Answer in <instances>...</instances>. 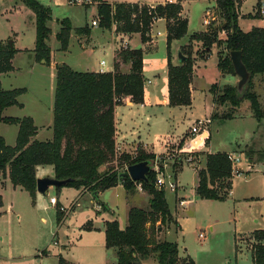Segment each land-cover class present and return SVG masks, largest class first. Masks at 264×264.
Masks as SVG:
<instances>
[{
    "label": "rangeland",
    "instance_id": "rangeland-1",
    "mask_svg": "<svg viewBox=\"0 0 264 264\" xmlns=\"http://www.w3.org/2000/svg\"><path fill=\"white\" fill-rule=\"evenodd\" d=\"M36 1L51 10V19L46 23V27L51 29L50 36L46 41V46L51 50V58L66 66L69 65L73 70L81 73L94 70L101 60H105L106 63L109 62L112 41L108 32L113 31L116 34V26L112 25L111 30L107 31L100 27H91V21L97 20L95 5L84 6V2L81 0L74 4H69L68 0ZM106 1L121 3L130 0ZM240 2L242 6L241 8L236 7L235 13L241 31L247 33L252 28H264V0H240ZM166 3L168 2L157 5L163 6ZM175 3L180 5L178 1ZM183 7L185 8L184 17L181 14L180 16L186 20L187 31L183 37L174 43L184 44L187 41L179 49L189 55L193 61V77L191 75L193 91L191 93L194 95H192L193 100H191L192 105H190L192 108L189 112L196 119L204 115L209 106L213 104L212 114H216V116L214 119L210 117L211 122H214L209 127L212 148L221 150L227 141L233 139V147L235 143L243 147L245 144H249L252 138V141L256 140L255 136L257 135L253 132L255 118L249 108V102L243 101L242 107H237L235 111L229 104L221 106L215 101L216 95H220L225 88H235L239 81L233 72H222L217 66L218 59H224L228 56L224 46L226 35L221 30L225 26L221 10L218 9L214 0H195L192 2L186 0ZM3 8L9 11L6 18L8 23L20 33V28L24 27L25 11H27L23 2L21 0H0L1 13ZM255 14L258 16L253 17ZM67 18L74 27H83L87 24L92 29L90 41L92 46L86 51L78 48L73 37L69 41V51H60L59 43L54 36V33L59 30V24L57 25L56 20L60 22ZM162 19L167 38L171 21ZM205 19L208 20L207 25L203 23ZM154 27L155 25L152 23L145 35V41H143L140 32L125 33L128 35L129 41L131 40L132 43L140 46V48L132 50L143 52L142 45L148 50V46L160 37L155 33ZM216 28L219 29L217 39L222 43L220 46L214 44L209 50L203 48L202 42L191 41L193 35L202 33L205 29V32H208ZM3 35L4 30L0 19V37ZM163 40L161 38L158 42L159 50L156 54L145 57L146 77L150 78L151 74L159 72L166 54L170 57L173 41L167 49V43H164ZM9 41L11 39L3 44L6 45ZM33 42L25 33L22 39L24 46L31 49ZM127 49H130L129 45ZM149 51L152 50L149 49ZM171 63L173 66L178 64L175 58ZM12 65L15 67L12 73L0 75V88L2 90L22 88L26 89V93L17 98L23 108L21 109L19 106L10 108L5 117L14 119L29 117L35 120L36 126L42 128L50 122L52 116L57 66L54 64V69H49L42 60L39 63L31 64L28 56L24 54L15 57ZM252 82V90L258 95L261 109L264 111V76L256 75ZM243 91L244 89L239 95ZM227 114L233 115L231 120L222 118ZM192 120L194 119H190V121ZM198 121L193 122L191 127L185 125L179 141L173 145L167 144L164 153L153 159L159 169L156 177L164 181L165 199L172 219L173 221L177 219V222H181L183 227L180 232L179 226L174 222H168L163 226L157 224L156 228L158 229L153 235L150 233L151 238L160 242L166 240L177 243L181 260L191 259L194 264H252L249 249L253 243L247 237L243 225L244 222L253 225L255 218H257L264 228V204L262 206L253 203L239 204L233 212L230 202L227 204L209 203L197 199L194 184L196 183L197 170L203 163L204 153L199 149H192L187 152L184 150V146H179V143L187 138L188 130L195 127ZM17 131V125L4 124L1 126L0 136L5 139L9 147L15 145ZM50 134L51 132L42 129L37 135L38 140L47 142L51 138ZM245 139L249 140L244 142ZM129 156L136 158L140 157V154ZM112 166L115 167L116 164ZM35 170L38 175L53 174L50 166H37ZM2 179L3 175H0V181ZM174 180H177L176 183ZM219 191L220 193L224 192L223 190ZM83 192V189L74 187L51 188L47 198L36 192L35 197L31 199L26 191L20 187L13 189L7 181L6 187L0 190V194L3 196V205L0 206V264H59L56 256L58 252L68 264L91 262L89 261L91 256L87 257V254L82 253V251L92 248L99 250L100 245L103 244V237L98 231L86 230L85 228L88 221L92 220L97 225L100 224V220L96 218L98 205L95 203V198L91 197V191L89 193ZM129 194L130 197L127 200L118 189H108L98 197L99 201L111 207L113 211V214H102V218L114 217L123 226L128 202L131 206L143 210L148 208L149 196L145 191L136 189L133 194ZM177 196H181L184 200H190L192 205L183 207L180 204L181 199L179 200ZM50 197H55L60 206L56 204L50 206ZM61 208L65 210L61 211ZM57 211L62 217L65 216L59 223L56 216ZM215 219L217 222L214 221ZM209 225L212 226V230L209 229ZM199 233L205 236L204 239H198ZM66 245L70 248L68 251H63L62 246ZM100 252H102L101 249ZM40 253H50V255L48 257L38 256Z\"/></svg>",
    "mask_w": 264,
    "mask_h": 264
},
{
    "label": "trees",
    "instance_id": "trees-1",
    "mask_svg": "<svg viewBox=\"0 0 264 264\" xmlns=\"http://www.w3.org/2000/svg\"><path fill=\"white\" fill-rule=\"evenodd\" d=\"M68 1L70 4L75 2ZM82 1L84 6L95 4L98 27L101 29L111 30V26L115 25L117 33L140 32L143 41L154 20L162 18L170 20L166 38L167 49L172 41L180 39L187 31L186 20L180 16L182 7L176 3L157 5L151 9L147 5L126 3L110 5L104 0ZM22 2L35 15L34 57L38 62L42 60L46 65H50L51 51L46 46V41L51 30L46 27V23L51 19V10L36 0ZM214 2L224 18L225 26L221 30L226 35L224 46L228 52L227 57L218 59L217 66L222 72L234 73L229 53L240 51L243 65L250 74V80L241 95L236 87H228L220 95H216L215 101L221 106L229 104L231 108H237L243 101H247L253 117L259 122L264 119V111L261 109L258 95L252 90V80L256 75L264 76V28H252L247 33L241 31L235 13V8L242 6L240 0ZM257 16L255 14L253 17ZM58 23L60 30L55 37L60 51L66 52L72 28L68 19ZM218 31L216 28L195 34L191 41L202 42L203 48L210 50L214 44L218 46L222 44L217 39ZM75 33L78 36H89L90 27L85 24L83 28L76 29ZM15 53L13 47L0 42V75L13 71L11 61ZM181 53L186 58L181 65L173 66L169 56L166 60L171 107L191 105L193 61L183 50ZM142 58L141 50L122 49L116 53L113 70L105 73H81L66 65H62V68L56 67L51 127L53 137L47 142L33 140L37 131L33 119L3 116V111L7 108L22 107L17 98L26 93V89L0 88V124L18 126L13 147H9L0 136V174L7 173L12 187H20L31 199L37 192L35 191L37 166H50L54 172L53 177L57 180H69L64 187L81 188L97 194L121 185L127 193L133 194L138 183L131 181L126 168L143 161L152 163L155 156L141 153L140 157L136 158L127 154L118 157L113 116L115 108L121 106L126 97H129L132 103L142 105L145 82ZM122 64L129 65L128 73L120 72ZM232 114L222 118L231 120ZM215 116L216 114L212 115L211 119ZM204 142L207 145L208 138ZM183 144L184 142L180 141L179 146L182 147ZM113 164L116 166L113 167ZM231 179L229 155L206 154L204 167L197 173L196 196L202 200L223 201L231 190ZM155 182L156 173L151 170L147 174V182L140 183L142 190L149 196L148 208L145 210L130 208L127 214L128 225L124 230L120 229L116 221L104 223L105 247L107 250L111 248L115 250L117 260L115 264H142L147 259H153L156 264H194L191 259H179L176 243L164 240L158 242L151 238L150 233L153 235L158 229L157 224L163 226L168 222H174L177 225L166 203L165 190L157 189ZM219 190L224 192L220 193ZM100 207L103 211H108L104 205L100 204ZM56 216L59 223L62 215L57 211ZM85 228L91 230L90 224L86 223ZM249 239L253 243L249 249L252 264H264V230L253 231ZM58 262L68 264L60 256Z\"/></svg>",
    "mask_w": 264,
    "mask_h": 264
},
{
    "label": "crops",
    "instance_id": "crops-1",
    "mask_svg": "<svg viewBox=\"0 0 264 264\" xmlns=\"http://www.w3.org/2000/svg\"><path fill=\"white\" fill-rule=\"evenodd\" d=\"M104 1L107 2L106 0H104ZM177 1L179 2L180 6L182 7L181 15L184 17V9L185 8L183 7V3L186 0H130V1H125V2H121V3H126V4H131V5L136 4L138 6L141 4L147 5V6H154L157 4H163L165 2H168L170 4H175V2H177ZM189 1L192 2L195 0H189ZM68 3H69V1H68ZM107 3L110 5L121 4V3H109V2H107ZM91 5H95V4H91ZM25 9H27V8L25 7ZM1 11H2V13L0 12V16H1L0 19H1V23H2V28L4 30V35L2 37H0V42L4 43V42H7L8 39H11V45H12L13 49L16 50V53L14 54V57L11 61V65H12V62L14 61L15 57H17L18 55H23V54L28 56L31 64L32 63L33 64L39 63L36 61V59L34 57L35 56L34 55V49H35L34 42H35L36 29H35V15H34L33 11H30L28 9H27V11L24 10L26 12V17L24 20V27L20 28V33H19V31H17V29L13 28L12 25H10V23H8L9 21L6 18H7V13L9 11L5 10L4 8ZM56 23H57V25L59 24L58 20H56ZM70 25H71V22H70ZM154 25H155V27H154L155 33L156 34L159 33L157 35H159L160 37H158V39L154 43H152V45L148 46V50L145 48V46H143V45L141 46V48L143 49V58H142L143 70H142V74H143V80H145L144 89H143V97H142L143 103H142V105H136V104L131 102L129 97H126L123 100V104L119 107H116L114 110V116H113L114 117V126H115L114 140H115V148L118 151L117 155H119V156L121 154L137 155V154H141V153L143 154L144 153V154H148V155H154L155 157L159 156L162 153H164V150L166 148L165 146L167 144L173 145L177 141H179V138L182 137V135H183V132H184L183 129H185V127H184L185 125H188V127L189 126L191 127L192 123L195 122L196 120H206L207 119V120H209V125L207 126V132L208 133L207 134L202 133V134L196 135L195 137H192L190 135V132H189L190 129H189L187 138H185L183 140L184 141V144H183L184 150H186L187 152H190L192 149H194V150L199 149L202 153H204L203 163L200 165V167H204L206 154L214 155L215 153H226L229 156H232V157L234 156L235 158L238 159V162L236 164V169H237L238 173L234 174V176L232 177V179L230 181L231 190L229 191L228 196L224 201H221V202L218 200H216V201L204 200V201H207L209 203L218 202V203H224V204H227V202H230L233 212L235 211V207L237 205L243 204V203H245V204H252V203L253 204H260L259 206H262V204H264V119H262L259 122L256 121V119H255L253 132L255 134H257L255 136L256 140L252 141V139H253L252 138L249 141V144H245L243 147H241L239 144L235 143V145H234L235 148H234L232 145L233 141H234V139H233V140L227 141V143L225 145H223L221 150L216 149V148L213 149L211 142H210L211 141V133L209 132V127L214 122V121L211 122V120H210V117L213 115L212 114L213 104L209 106V108L204 113V115H202L196 119H195V116L191 112H189L192 108L191 106H187V107L178 106V108H173L169 105L167 61H166L167 60V54L163 58L164 62L162 64L161 68L159 69V72L151 74L150 78L145 76V74H146V66H145V62H144L146 60L145 57L156 54L158 52V50H159V43L158 42L161 40V38H163L164 43H166L165 42L166 41V39H165L166 38V32H165V28L163 25V19H158L157 22L154 23ZM83 27H74L73 25H71L72 31L70 33L69 41L73 37L78 48L82 51H86L87 49H89L92 46L90 44V41L92 39V36H91L92 29L90 28L89 36H86V37L78 36L75 33V30L79 29V28H83ZM58 28L60 30V26ZM58 31L56 33H54V36H56ZM205 31H206V29H205ZM205 31H203V32H205ZM25 33H27L29 35L30 40L34 41L31 49H27L24 46V43H22V39H23V36ZM108 33L110 34V39L112 41L111 52H110L111 55H110V59L108 62L109 64L105 62L106 65L104 68H105L106 72H111L114 68L115 56H116V53L118 51H121L122 49H127L128 45L130 46V50L138 49V48H140V46L132 43L131 40L129 41V39L127 38L128 35H126L125 33H121V34L116 33L115 34V33H113V31L108 32ZM186 43H187V41H186ZM186 43H184V44H186ZM184 44H180V43L175 44L174 41L172 42V45L170 48V61L171 62H173V58H175L177 61V53L180 51L179 47L184 45ZM153 47H154V50H153ZM149 49H151L152 51H149ZM68 51H69V42H68V49L66 52H68ZM101 61H103V60H101ZM101 61L98 62L99 64L97 65V67L94 70H90L87 72L98 73L99 69H100V62ZM177 63H178V61H177ZM49 64L50 65H47L49 67V69H52V68L54 69V66H53L54 64H56L57 67L59 65H64L62 62L56 61L53 58H51V52H50V63ZM107 65H109V66H107ZM129 68H130L129 65H123L122 64V65H120V72L121 73H128ZM14 69H15V67L13 66V71H14ZM12 72H10V73H12ZM87 72H82V73H87ZM192 77H193V75H192ZM192 83H193V79H192V82L190 84L191 100H193L192 95H194V93L193 94L191 93L193 91L192 90V88H193ZM53 95H54V93H53ZM53 103H54V100H53ZM239 107H242V105H240ZM10 108H12V107H10ZM10 108H7L3 111L4 117H5L7 110ZM22 108H23V105H22L21 109ZM52 110H53V106H52ZM233 110L236 111L237 109L234 108ZM186 111H188V112H186ZM52 115H53V113H52ZM190 119H194V120L190 121ZM33 122H34V125L36 126L34 119H33ZM52 123H53V118L51 116L50 122L48 124H45L44 126H42V128L36 126L37 131H36V134H35L33 140H38L37 135L42 129L46 130L47 132H51ZM2 125H4V124H0V128ZM180 127H182V128H180ZM205 134L207 135V137L204 136ZM50 136H51V138L49 141L52 140V137H53L52 132H51ZM206 138H208L207 145H205V142H204ZM246 140H249V139H245L244 142H247ZM191 167L193 168V166H191ZM200 167H199V169H202ZM103 169H104V167H103ZM193 169H195V168H193ZM198 170H197V173H198ZM35 173H36V170H35ZM197 173H196V183L194 184L195 190L197 188ZM0 175H3V179H2V181H0V190H1V189L6 187L7 181L9 182L10 185H11V183H10V180H9L7 173H5V175L4 174H0ZM36 176H37V178H41L44 176L53 177L54 172L52 175L51 174L38 175L36 173ZM176 181L177 180H174L175 183H176ZM1 182H2V184H1ZM50 189H49V192H50ZM108 189H118L121 192V194L124 195L125 198H127V200L130 197V194L127 193L124 190V188H122L121 185H117L115 187L108 188ZM164 189H165V187H164ZM177 190H175V191H177ZM83 193H89V192L84 190ZM103 193L104 192H99L97 194L91 193L92 194L91 197L95 198V200H96L95 203L98 205L97 206L98 209L96 210V216H97L96 218H98L100 220V224L98 223L96 225V222H93L92 220L88 221V223H90V225H91V229L98 231L100 233V235H102L103 244L100 245L99 250H94L92 248L91 250L88 249V250L82 251V253L87 254V257L91 256L89 258V261H91V262H87L86 264H115L117 262L116 256H115V250L112 248L110 250H107L105 247V243H104V240H105V225H104V223L109 222V221H116V218L111 217V216L109 219H103L102 218V214H106V213L107 214H113L112 208L109 206H106L104 203H102L98 199V197H100ZM195 196H196V193H195ZM0 197H1L2 205H3L2 194H0ZM177 197L179 200L181 199L180 202H182L181 205H183V207H186L187 205H192L190 200L189 201L184 200L181 196H177ZM50 198H53V197H50ZM197 199H198V197H197ZM100 204L104 205L108 211L107 212L103 211L102 207H100ZM56 205L60 206L58 204L57 200H56ZM50 206H52V205H50ZM132 207H136V206H133V205L131 206V204H129V202H128V204H126V212H125V216H124L123 226H121L116 221L119 224V227L121 230H124L128 225L127 224V214H128V211L130 210V208H132ZM136 208H138V207H136ZM1 213H3V211H1ZM170 214H171V212H170ZM64 217H62V220L64 219ZM174 221L179 226L180 232H181L183 224L181 222H177V219ZM214 221L217 222V219H215ZM209 229L210 230L213 229L211 225H209ZM243 229L246 232L247 237H249V235L252 234L253 231H255V230H264L263 225L259 223V220L257 218H255L253 225H248L247 223L244 222ZM164 241H166V240H164ZM164 241L161 240V242H164ZM158 242H160V241H158ZM177 246H178V244H177ZM62 248H63V251H66V250L68 251L70 247L68 248V246L66 245V246H62ZM100 249L102 250V252H100ZM103 249H105V250H103ZM49 255H50V253H45V254L40 253L38 256L48 257ZM56 256L57 257L60 256L63 259L60 252H58V255H56ZM178 257H179V251H178ZM91 258H92V260H90ZM179 259H181V258L179 257ZM63 261L66 262L64 259H63ZM66 263H68V262H66ZM142 264H156V262L153 259H147L146 261H143Z\"/></svg>",
    "mask_w": 264,
    "mask_h": 264
},
{
    "label": "water",
    "instance_id": "water-1",
    "mask_svg": "<svg viewBox=\"0 0 264 264\" xmlns=\"http://www.w3.org/2000/svg\"><path fill=\"white\" fill-rule=\"evenodd\" d=\"M7 44L11 46V41H9ZM229 59H231L235 76L239 78V81L236 85V90L240 93L242 89H245L246 85L248 84L250 80V74L243 65L240 51H230ZM177 61L180 65L186 61V58L180 51L177 53ZM58 68H62V65H59ZM204 136L207 137L206 134ZM151 170H153L152 163L148 161L133 164L126 168L129 178L131 181L136 183L147 182V174ZM69 182V180L61 181L57 180L55 177L44 176L36 179L35 191H37V193L42 197L47 198L49 196L50 188H61L66 186Z\"/></svg>",
    "mask_w": 264,
    "mask_h": 264
},
{
    "label": "built area",
    "instance_id": "built-area-1",
    "mask_svg": "<svg viewBox=\"0 0 264 264\" xmlns=\"http://www.w3.org/2000/svg\"><path fill=\"white\" fill-rule=\"evenodd\" d=\"M79 1L80 0H75L74 3L79 2ZM148 7H150L151 9L155 8L153 6H148ZM207 16H209L208 13H207ZM157 20L156 21L154 20L152 23L157 22ZM203 23L207 25L208 24V20L205 19ZM91 27H98V20H92L91 21ZM157 34H159V33H157ZM105 65H106L105 61H101L100 62V69H99V72L98 73H105L106 72L105 71V68H104ZM203 121L199 120L197 122L196 126L195 127H192L189 130L190 135L192 137H195L196 135H199V134H202V133H206V134L208 133L207 132L206 125L209 124V120H203ZM229 161L231 163V167H232V177H233L234 174L238 173L237 172V169H236V164L238 162V159L235 158L234 156L233 157L232 156H229ZM152 169H153V171L156 174L159 171V169H158V167H157V165H156V163L154 161L152 162ZM163 185H164L163 179H161L159 177H156L155 187H157V189H162L163 188ZM136 188L138 189V191H143L142 188H141V184L140 183L136 184ZM49 204L52 205V206H54L56 204V198L55 197L54 198H49ZM180 204H182V202H180ZM64 210H65L64 208H61V211H64ZM204 237L205 236L202 233H199V235H198V239L199 240L204 239Z\"/></svg>",
    "mask_w": 264,
    "mask_h": 264
}]
</instances>
